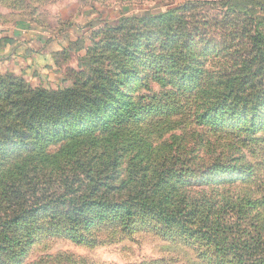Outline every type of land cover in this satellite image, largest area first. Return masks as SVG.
I'll return each mask as SVG.
<instances>
[{"label": "rangeland", "instance_id": "374dc122", "mask_svg": "<svg viewBox=\"0 0 264 264\" xmlns=\"http://www.w3.org/2000/svg\"><path fill=\"white\" fill-rule=\"evenodd\" d=\"M167 12L171 24L162 20ZM15 31L41 57L0 56V92L22 80L28 92L59 93L93 78L87 87L98 105L73 121L81 136L69 143H93L101 154L94 181L109 192L94 195L117 205L141 196L135 182L144 179L154 198L173 192L221 210L224 220L238 216L232 204H250L243 217L256 224L247 231L264 240V87L251 89L264 86V0H0V34ZM231 86L247 101L259 92L245 121L240 111L236 119L215 111ZM10 141L0 140L4 163L35 144ZM13 147L15 154L3 155ZM135 204H127L133 215L113 206L84 209L74 214L73 233L65 230L75 213L66 203L28 210L0 230V264L215 263L202 254L204 244L158 232L152 212Z\"/></svg>", "mask_w": 264, "mask_h": 264}, {"label": "trees", "instance_id": "16d2710c", "mask_svg": "<svg viewBox=\"0 0 264 264\" xmlns=\"http://www.w3.org/2000/svg\"><path fill=\"white\" fill-rule=\"evenodd\" d=\"M167 14L161 16L162 20L171 24L174 19L169 16V12ZM176 22L179 24V18H176ZM250 39L257 40L254 36H250ZM15 40L14 37L0 38L1 43H13ZM257 53H261L260 50H257ZM251 76L261 78L259 73ZM91 81H93L92 76H87L79 85H75L74 88H65L59 93L44 89L28 92L23 88L25 83L22 80L17 83L9 81L5 83L6 89L0 92V102H2L0 104V140H11V143L35 141V144L19 161L7 163L0 161V230L4 231L15 222L24 220L22 217L29 212L28 210L35 207L45 208L51 203L62 202L72 207L75 212L72 221L65 227V230L73 233L71 231L78 228L76 225L78 218L74 214L78 216L84 209L88 211L94 206H113L126 209L127 213L133 215L134 213L129 212L127 204L136 203L133 207L140 205L152 212L163 229L158 232L171 238L179 237L182 242L190 245L194 242L204 244L207 250H204L202 254L209 258L214 257V264H264V240L259 234L253 236L247 231V226L253 227L255 221L252 218L244 219L243 217L244 211L248 212L245 208H249L250 204L242 206L232 204V207H238V216L233 220H224L217 215L221 213V210L194 199H186L173 192L154 198L149 189L150 186L146 185L144 179L135 182V187L144 189L141 196L127 198L117 205L111 201L114 199L110 196L106 197L111 200L94 195V190L101 194L109 192L104 181L100 183L94 181L95 176L100 172L94 166L101 154L93 149V143L90 147L84 148H74L69 143L80 138L77 136H81L75 133L73 121L80 116H89L91 110H95L98 105L97 95L93 97L92 91L90 92V88L87 87ZM243 85L246 87L247 84L243 83ZM263 87L260 82L251 89ZM95 90L101 93L102 83ZM240 92L237 86H231L230 94L222 100L215 111L222 115L231 112L230 116L234 119L237 118V111H240L242 115L239 120L248 119L249 114H246L244 110L246 108L255 110L258 107L259 92H257L258 96L251 101L239 96ZM25 93L27 95H23ZM240 105L243 110L239 107ZM95 120L98 119L95 118ZM251 120L255 124L253 121L256 120L253 117ZM80 121L83 123V120ZM57 144L60 146L57 152L50 153V147ZM73 149L78 150L72 152L73 159L69 160L68 152ZM15 150L16 148L13 147L3 152V155L15 154ZM83 156L85 163L81 162ZM167 171L166 169L163 173ZM89 183L93 185L90 186ZM85 189L88 193L81 197L77 196L78 194L68 195V193H78ZM31 198L33 202H30ZM82 221L87 223V226L92 222ZM79 238L82 240L81 235ZM230 256L233 260L226 259Z\"/></svg>", "mask_w": 264, "mask_h": 264}, {"label": "crops", "instance_id": "0c3cea01", "mask_svg": "<svg viewBox=\"0 0 264 264\" xmlns=\"http://www.w3.org/2000/svg\"><path fill=\"white\" fill-rule=\"evenodd\" d=\"M18 32H16V31L15 32H3L0 34V38L14 37L16 39L13 43H1L0 42V56H1V58L5 59V60L9 56H11L12 59L13 58H16V59L22 58V62L24 60H27L28 62H30V60L33 57H35L34 58L35 60L40 59L41 56L36 53L37 50H35L33 48V46L32 47L28 46V43L26 41L23 42L21 40L22 35L18 34ZM14 33H16V35ZM17 56H19V57H17ZM3 64L5 65V61L3 62Z\"/></svg>", "mask_w": 264, "mask_h": 264}]
</instances>
